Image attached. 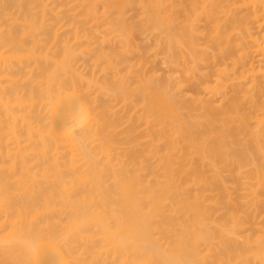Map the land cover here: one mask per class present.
Instances as JSON below:
<instances>
[{"label": "bare ground", "instance_id": "bare-ground-1", "mask_svg": "<svg viewBox=\"0 0 264 264\" xmlns=\"http://www.w3.org/2000/svg\"><path fill=\"white\" fill-rule=\"evenodd\" d=\"M0 264H264V0H0Z\"/></svg>", "mask_w": 264, "mask_h": 264}, {"label": "clouds", "instance_id": "clouds-1", "mask_svg": "<svg viewBox=\"0 0 264 264\" xmlns=\"http://www.w3.org/2000/svg\"><path fill=\"white\" fill-rule=\"evenodd\" d=\"M91 120L92 114L88 107L84 104L78 105L74 123L72 126L67 128L65 135L71 138L73 136L74 130L86 127L88 124L91 123Z\"/></svg>", "mask_w": 264, "mask_h": 264}, {"label": "rangeland", "instance_id": "rangeland-1", "mask_svg": "<svg viewBox=\"0 0 264 264\" xmlns=\"http://www.w3.org/2000/svg\"><path fill=\"white\" fill-rule=\"evenodd\" d=\"M157 68H158L159 74H161V75H165L166 73H171V71H172V73H173V70H174L172 67L167 66V65H164V64H161V63H158ZM209 71H210V70H205V72H209ZM183 94H184L185 96H189V95H191L190 88H189L188 86L184 88V90H183ZM233 95H234V91H233V89H232V88H229V89L226 91V96H225V98L227 99L228 97H231V96H233ZM214 100L216 101V104H220L224 99L221 98V96H216V97L214 98Z\"/></svg>", "mask_w": 264, "mask_h": 264}]
</instances>
